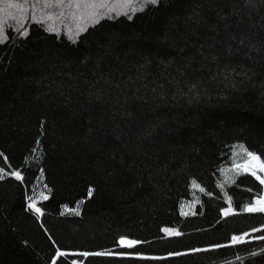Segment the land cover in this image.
<instances>
[{
	"label": "trees",
	"instance_id": "trees-1",
	"mask_svg": "<svg viewBox=\"0 0 264 264\" xmlns=\"http://www.w3.org/2000/svg\"><path fill=\"white\" fill-rule=\"evenodd\" d=\"M117 2L0 0V264H264V0Z\"/></svg>",
	"mask_w": 264,
	"mask_h": 264
},
{
	"label": "snow or ice",
	"instance_id": "snow-or-ice-1",
	"mask_svg": "<svg viewBox=\"0 0 264 264\" xmlns=\"http://www.w3.org/2000/svg\"><path fill=\"white\" fill-rule=\"evenodd\" d=\"M92 3H93V6H98L100 8H103L105 5L103 3V0H98V3H97V0H92ZM149 3L151 4H158L159 3V0H149ZM10 7L13 6V5H9ZM131 18V17H129ZM98 22V21H97ZM4 24V21L3 20H0V28H2ZM86 29H81V31H85ZM25 35L27 33H24ZM247 155L251 158L252 161H256V167H259L261 171H264V161L261 160V158L257 155H255L254 153L252 152H248ZM3 169H0V172H2ZM13 176H15V178L17 180H23V176L20 174V172H13L12 173ZM252 175H256L255 172L252 173ZM258 180H260L261 184H264V179H262L261 177L257 176L256 177ZM4 179V176L3 175H0V180ZM201 191H203V189H201ZM89 194L91 195V190L89 192ZM45 199H47V197H45ZM29 208H34V210L37 212V213H41V209L40 208H36L34 204L30 203L28 205ZM247 211L249 212H259V213H264V197H260L257 201H256V204L255 205H249L247 208H246ZM227 211V210H225ZM42 214V213H41ZM165 232H171L170 229H164ZM173 235H179L180 233L179 232H175V233H172ZM258 239L260 240H264V236H260V237H257ZM233 241L235 243H241L243 242L242 241V238L241 237H233ZM120 245L122 247H126V248H133L134 246H136L137 244L140 243V241H137V240H130V239H127V238H124V237H121L120 238V241H119ZM216 247H221L220 245H217ZM107 254H110V253H103V252H98V253H93V255H107ZM66 255V253L62 252V251H57L56 253V256L57 257H61V256H64ZM80 255L82 256H88L89 253H81ZM53 264H56L55 260L53 261ZM73 264H76L75 261H73Z\"/></svg>",
	"mask_w": 264,
	"mask_h": 264
},
{
	"label": "rangeland",
	"instance_id": "rangeland-1",
	"mask_svg": "<svg viewBox=\"0 0 264 264\" xmlns=\"http://www.w3.org/2000/svg\"><path fill=\"white\" fill-rule=\"evenodd\" d=\"M55 1V3H60L61 2V0H54ZM74 1H77V0H69V6L65 9V10H61V11H59L60 12V15L61 16H63V17H65V16H67V18L68 19H70V18H74L73 16V14H76L78 11H80V10H82V11H85V9H90V10H93V8H94V6H93V3H89V4H86V3H82V4H80V6H78V5H75V3H74ZM86 1V0H85ZM90 2H92V0H89ZM116 1H118L117 2V7H113L111 10H109V11H111V12H114V11H117L118 10V4H120L121 3V1L122 0H115V3H116ZM97 2H98V0H97ZM37 3H41V2H37ZM43 3H46V5H47V3H48V0H43ZM103 3H104V5H105V0H103ZM0 16L2 15V14H5V15H7V18L8 19H11V17H13L15 14H18L19 12H22V8H20L21 9V11H20V9L18 8V10H17V8L16 7H14V6H9L10 4H8V5H6V6H3L1 3H0ZM2 7V8H1ZM11 8H16V9H11ZM94 9H100V10H102V11H108V9L104 6L103 8H100V7H98V6H95V8ZM8 11L9 12H11V13H8ZM63 11H66L67 13H68V15H64V13H63ZM43 18H45V20H47V21H49V22H53L54 21V18H52L51 16H48V15H44L43 16ZM72 19L71 20H69V21H71L72 22ZM78 19V18H77ZM77 19H74V20H76L77 21ZM34 20V19H33ZM256 165V161H252L251 160V158L248 160V161H246L245 163H243L242 165H241V167L243 168V169H245V170H252V171H255V172H257L258 170H260V168L259 167H256L255 166ZM262 179H264V175L262 174L261 176H260ZM236 237V236H235Z\"/></svg>",
	"mask_w": 264,
	"mask_h": 264
}]
</instances>
